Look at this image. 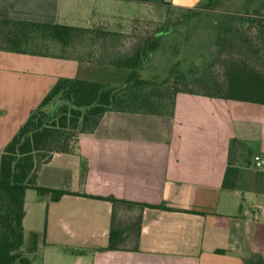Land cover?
I'll use <instances>...</instances> for the list:
<instances>
[{
    "label": "crops",
    "instance_id": "crops-1",
    "mask_svg": "<svg viewBox=\"0 0 264 264\" xmlns=\"http://www.w3.org/2000/svg\"><path fill=\"white\" fill-rule=\"evenodd\" d=\"M163 2L194 9L207 0ZM121 3L147 6L0 0V21L12 22L0 23V157L59 78L101 82L102 69L114 67L108 62L129 28L112 11ZM90 4L104 8L102 18L86 17ZM49 26L77 31L61 43ZM37 184L81 194L28 205L27 191L22 224L40 231L45 219L44 245L76 256V264L264 261V104L178 93L171 115L107 112L93 133L79 136L75 153L54 154L40 167ZM95 198L123 203L112 220L113 205ZM111 224L116 250H107Z\"/></svg>",
    "mask_w": 264,
    "mask_h": 264
},
{
    "label": "trees",
    "instance_id": "trees-1",
    "mask_svg": "<svg viewBox=\"0 0 264 264\" xmlns=\"http://www.w3.org/2000/svg\"><path fill=\"white\" fill-rule=\"evenodd\" d=\"M138 1L166 5L163 0ZM203 4L194 9H176L193 13ZM0 23L12 22L2 20ZM48 28L61 43H67L72 32L77 31L72 27ZM166 33L168 30H158L155 37H163ZM94 35L96 40L107 38L103 32H94ZM214 46L217 50L213 63L219 64L221 74L211 71L190 82L192 88L197 86L198 89L178 88V84L188 83L187 77L179 73L171 88L165 90L161 88L169 84L168 79L158 82L141 77L144 64L155 55L157 40H146L125 55L119 52L110 58L109 65L130 72L121 86L69 78H59L55 82L5 145L0 157V264H34L39 234H33L26 252L20 251L24 244L22 224L26 192L35 191L39 198L48 202H56L65 195H81L40 187L37 174L54 154L75 153L79 136L93 133L107 112L171 115L178 93L264 104V1L252 13L229 17L218 31ZM50 104L56 106L52 112L46 109ZM95 199L113 205L112 220L115 206L123 203L113 198ZM117 242L111 224L107 250H116ZM245 264H264V261L254 255L245 260Z\"/></svg>",
    "mask_w": 264,
    "mask_h": 264
},
{
    "label": "rangeland",
    "instance_id": "rangeland-1",
    "mask_svg": "<svg viewBox=\"0 0 264 264\" xmlns=\"http://www.w3.org/2000/svg\"><path fill=\"white\" fill-rule=\"evenodd\" d=\"M262 1L264 0H207L193 13L158 4L141 6L139 3H121L112 6V11L121 15V19H117V22H126L129 26L127 31L119 35V40L121 39L124 44V47L120 48V55H125L137 44L146 40H157L158 48L155 55L144 64L141 77L158 82L168 79L169 84L161 88L165 90L164 88H171L169 86L174 84L175 75L179 73L187 77L188 83H180L178 88H192L190 82L208 75L211 71L221 74L219 64L213 63L217 50L214 45L218 31L225 25L227 19L246 12L252 13ZM89 7L86 12L87 18H102L104 8L91 4ZM107 21L104 17L101 20L102 23ZM158 30H168V33L157 38L155 35ZM90 37L94 38L95 35L92 34ZM129 73L126 69L108 67L102 69L97 79L104 84L117 87L124 83ZM154 77L156 79H153ZM195 88L198 89L197 86H193L192 89ZM55 107V104H50L46 109L52 112ZM37 198L35 191H29L28 205L34 203ZM30 227L35 226H25L24 244L20 251L26 252L33 234L38 233L39 249L33 258L34 264H76L74 260L76 256L62 255L44 245L45 219L40 231L31 232Z\"/></svg>",
    "mask_w": 264,
    "mask_h": 264
},
{
    "label": "built area",
    "instance_id": "built-area-1",
    "mask_svg": "<svg viewBox=\"0 0 264 264\" xmlns=\"http://www.w3.org/2000/svg\"><path fill=\"white\" fill-rule=\"evenodd\" d=\"M261 165V163L259 162V163H257V166H260Z\"/></svg>",
    "mask_w": 264,
    "mask_h": 264
}]
</instances>
